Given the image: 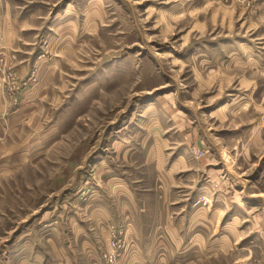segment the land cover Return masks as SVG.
<instances>
[{
	"label": "rangeland",
	"instance_id": "rangeland-1",
	"mask_svg": "<svg viewBox=\"0 0 264 264\" xmlns=\"http://www.w3.org/2000/svg\"><path fill=\"white\" fill-rule=\"evenodd\" d=\"M260 2L0 0V264H264Z\"/></svg>",
	"mask_w": 264,
	"mask_h": 264
},
{
	"label": "crops",
	"instance_id": "crops-1",
	"mask_svg": "<svg viewBox=\"0 0 264 264\" xmlns=\"http://www.w3.org/2000/svg\"><path fill=\"white\" fill-rule=\"evenodd\" d=\"M260 8L262 9V10H264V0H261V2H260ZM2 100H1V97H0V102H1ZM218 151H219V149H218ZM172 167H173V165H172ZM91 210V211H90ZM89 210V217L93 220V221H91L92 223H90L91 225L92 224H98V227L102 230V232L100 233L101 235L104 233V235L106 234V226H108L109 225V222H114L115 220V222L114 223H116V222H120V220L117 218V219H115L116 218V216L117 215H115L113 212L112 213H109L108 212V210L107 209H103V208H101L100 210H98V209H90ZM126 211V210H125ZM136 214H137V212H136ZM129 215V216H128ZM119 217H120V219H121V221H123L124 220V218L125 219H128L129 217L130 218H134L135 216H134V214L133 213H131V212H129V213H124V211H123V213H121L120 215H118ZM133 223H129L128 224V229H129V233L131 234V235H133L134 233H135V230H136V228H138V226L136 227V223H135V221L133 220L132 221ZM75 224H77V223H75ZM155 224H157V218H156V221H155ZM81 225V224H80ZM80 225H77V232H79V236L80 237H82V236H85V238H86V241H85V243H83V242H81V244H80V246H81V248H87V250L88 249H92V250H95L96 249V247H95V245L96 244H94L93 242L94 241H90L91 239L87 236V234H85V233H83L82 232V226H80ZM76 226V225H75ZM86 226H88V225H86ZM140 230V226H139V229H138V231ZM87 237H88V239H87ZM97 240H98V238H97ZM96 240V241H97ZM89 241V242H88ZM104 241H105V237H103V240H101V242H99V240H98V242L100 243V244H102V245H100V246H103L104 245ZM97 246V245H96ZM141 248H144V246H141L140 247V243H135L134 244V246H133V250H136V252H137V254L136 255H133L132 256V258L131 259H129V260H132L134 263H137V264H139V263H141L140 262V259L141 260H143L144 259V257H142V258H140V256H143V254L141 253L142 251L140 250ZM90 251V250H89ZM89 256V255H88ZM11 258H13V259H11ZM15 258V259H14ZM10 260L11 261H17V260H19L22 264H36L35 262H34V259H33V257L31 256V257H19L18 258V256L17 257H14V256H12V257H10ZM65 260V264H76V258L73 256L72 257V259L71 258H65L64 259ZM77 260H78V258H77ZM89 260H91V261H93L94 263L93 264H95V262L96 261H98L96 258H94V257H90L89 258ZM20 263V264H21ZM133 263V264H134ZM38 264V263H37ZM41 264V263H40ZM43 264V263H42Z\"/></svg>",
	"mask_w": 264,
	"mask_h": 264
}]
</instances>
